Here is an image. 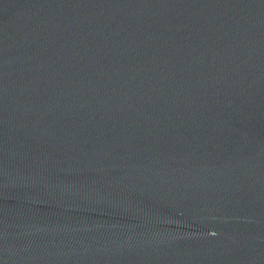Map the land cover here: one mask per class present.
Here are the masks:
<instances>
[{
  "label": "water",
  "instance_id": "1",
  "mask_svg": "<svg viewBox=\"0 0 264 264\" xmlns=\"http://www.w3.org/2000/svg\"><path fill=\"white\" fill-rule=\"evenodd\" d=\"M0 264H264V0H0Z\"/></svg>",
  "mask_w": 264,
  "mask_h": 264
}]
</instances>
